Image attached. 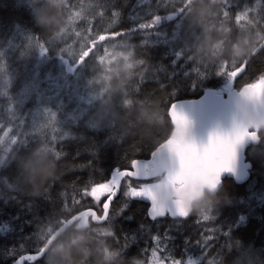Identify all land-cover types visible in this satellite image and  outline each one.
<instances>
[{"label":"trees","instance_id":"obj_1","mask_svg":"<svg viewBox=\"0 0 264 264\" xmlns=\"http://www.w3.org/2000/svg\"><path fill=\"white\" fill-rule=\"evenodd\" d=\"M207 2L211 12L201 17L197 0H0V264L38 250L77 212L73 183L82 190L94 180L91 195L98 199L97 188L108 185L99 183L113 171L147 158L170 138V104L217 89L218 68L249 64L230 83L237 89L264 72V0ZM102 5L103 21L96 19ZM113 10L117 18L107 15ZM153 15L155 24L138 27ZM253 24L261 39L252 54L243 62L225 56L239 36L255 31ZM77 40L87 42L83 55L68 48ZM110 42L127 46L133 62L104 68L98 57ZM154 103L151 119H142ZM259 136L245 150L249 177L241 183L224 178L202 214L150 218L148 203L132 198L126 185L104 222L89 219L67 230H90L97 255L88 264H148L155 257L153 237L161 244L158 255L180 264H231L247 250L264 258V130ZM42 154L54 159L56 177L33 192L22 187V163ZM128 177L135 188L157 180ZM105 253L113 258L105 260ZM46 255L25 264H46Z\"/></svg>","mask_w":264,"mask_h":264},{"label":"water","instance_id":"obj_2","mask_svg":"<svg viewBox=\"0 0 264 264\" xmlns=\"http://www.w3.org/2000/svg\"><path fill=\"white\" fill-rule=\"evenodd\" d=\"M249 84L239 89L228 86L225 92L212 87L205 88L198 97L178 99L170 104L168 114L173 126L172 136L159 144L147 158L135 159L131 163L135 166L136 161L137 174L141 177L139 179L163 174L161 179L130 192L132 198L148 203L150 218L166 215L186 218L191 213L188 211L190 202L204 196L206 192L215 193L224 178H232L241 183L249 177L251 163L246 159L245 150L248 145L259 142V132L264 130L260 125L249 126L238 119L235 97L238 92L247 89ZM254 98L260 101V107L264 109V91L258 88ZM173 110L183 117L180 122L173 116ZM217 137L223 138L234 152L230 166L219 171L210 165L206 157L208 146ZM122 169L127 171L128 168ZM116 171H113L111 177L116 175ZM135 174L128 172L129 177ZM120 175L124 176V172ZM116 183L118 191L115 198L121 189V181L114 180L113 184ZM97 192L102 195L115 192V189L109 185L99 186ZM104 203L101 215H97L91 208L75 212L61 222L38 250L19 254L11 264H25L27 260L42 257L47 252L46 245L54 242L74 223L84 227L89 219L94 223L104 222L109 213L108 202Z\"/></svg>","mask_w":264,"mask_h":264},{"label":"clouds","instance_id":"obj_3","mask_svg":"<svg viewBox=\"0 0 264 264\" xmlns=\"http://www.w3.org/2000/svg\"><path fill=\"white\" fill-rule=\"evenodd\" d=\"M197 12L201 17L210 14L211 8L207 0H197ZM255 31H249L239 36L230 46L223 50V54L228 58L243 62L251 54L256 45V41L261 39L260 29L253 24ZM211 37L205 36V41L210 42ZM235 107L238 119L249 126L260 125L264 127V109L260 107V101L256 100L249 91L238 92L235 97ZM158 109L155 103L147 111L143 112L142 119L150 120L151 112ZM56 164L50 154H42L40 158H26L22 163V187L33 192H39L46 182L56 177ZM213 199V194L205 193L199 199L193 200L188 206L189 212L202 214ZM46 264H88V257L97 255L93 247V236L89 229L80 228L76 230H65L54 242L46 245ZM113 258L112 253H105L104 259ZM194 264V262H190ZM231 264H264V258L259 257L252 250L242 252Z\"/></svg>","mask_w":264,"mask_h":264},{"label":"snow or ice","instance_id":"obj_4","mask_svg":"<svg viewBox=\"0 0 264 264\" xmlns=\"http://www.w3.org/2000/svg\"><path fill=\"white\" fill-rule=\"evenodd\" d=\"M105 10L104 6H101V15L99 17H96V19H99L103 21V16L105 15ZM110 17H115L117 18L118 12L113 10L111 14H107ZM159 19L157 15H153L151 19L149 20H144L142 21L138 27L142 29H147L150 28L153 24L156 23V21ZM94 30V29H93ZM105 30H108L107 28ZM92 32H88V36H91ZM123 30L117 33V35H122ZM39 40V37L36 38ZM80 45L78 50H75V45ZM87 42L85 41L83 44L79 40L75 41L73 44L68 45V48L70 50H73L75 54L77 55H83L84 49L87 47ZM43 49V48H42ZM89 55H92L90 52ZM248 63L245 62L243 64V67H240L239 70L237 71V68L235 67H230L227 65L221 66L220 68L217 69L218 72H223L226 73L230 78L236 77L237 75L243 73L245 69L248 68ZM232 73H235V76L232 75ZM257 81H260V84H257ZM260 88L262 91H264V72H256L255 74V80H252L251 83L248 85V88L245 89L249 91V94L255 97L257 95V89ZM173 116L177 119L178 122H180L183 117L175 112L173 110ZM234 152L233 150L225 143L224 139L221 137H217L207 148L206 150V157L210 163V165L214 166L216 168V171H219L221 168H227L230 166L231 161L233 159ZM137 168H136V161H135V166L131 164L130 167H128L127 171L124 169H118L116 171V175L105 180L102 183L99 184H108L111 188L115 189V192H106L103 193L98 199L93 197L91 195V189L92 186L95 184H98L94 180H90L86 183L83 184L82 190L79 188L75 183H73V188L75 190L72 198H71V204L73 206L74 210L80 211L83 210V208H91L93 212H96L97 215H101L104 211V206H105V201L108 202V211L109 213L111 212V204L113 199L115 198V194L118 191V183L113 184L112 181H118L120 180L121 182L126 181L125 177L128 176V172H135L136 174L133 176H130L128 178H135L139 179L141 177L138 176L137 174ZM124 172V176H121L120 173ZM128 180V179H127ZM131 188V187H130ZM77 194L80 196V199L78 200L76 198ZM132 194V193H130ZM151 194V193H148ZM62 196V203L66 202V194L61 193ZM111 197V199H109ZM90 198V203L89 204H84L82 201L84 199ZM107 219V217H105ZM155 241H157L155 248L151 251V256H155L159 261L162 262V264H180V261L178 258H166L165 256H160L158 255L159 252H161V244L159 243V237H153ZM205 240H211L214 239L213 236H204ZM150 256V257H151Z\"/></svg>","mask_w":264,"mask_h":264},{"label":"rangeland","instance_id":"obj_5","mask_svg":"<svg viewBox=\"0 0 264 264\" xmlns=\"http://www.w3.org/2000/svg\"><path fill=\"white\" fill-rule=\"evenodd\" d=\"M254 6L255 5L253 4V5L249 6V7H247L245 9V11L243 12V14L241 15V18H245V16L248 14V12H250L251 10L254 9ZM98 60H99L100 64L104 68L110 69L111 66H112V63H114V62H121V63H123L125 65L131 64L133 62V57H132V54H131V52H130V50L128 49L127 46H122L119 43L115 44V43H111L110 42V43H107L105 45V47H103L102 53L98 57ZM237 70H238V68H237ZM232 75H233V73H232ZM232 80H233V78H230L226 73H223L222 83L218 86L217 91L225 92L227 87L230 86V83L232 82ZM4 154L0 155L1 156L0 157L1 160L3 159V157H5ZM162 177H163V174L161 173L158 176H155L154 179L152 178V181L156 180V179H161ZM148 182L151 183L150 181H148ZM121 183L123 184V182H121ZM130 183L131 182L126 181L125 184H123V185L121 184L122 185V187H121L122 190L121 191H123V188H124V191H125L126 187L129 185V187H127L126 193L128 191V194H130L131 190L135 188ZM146 184L147 183H141L139 185V187H136V188H141V187H143ZM124 191H123V193H124ZM148 264H162V262H160L159 260H157L156 257H154L153 259H151L149 261Z\"/></svg>","mask_w":264,"mask_h":264}]
</instances>
